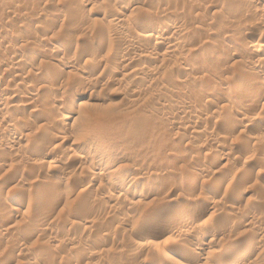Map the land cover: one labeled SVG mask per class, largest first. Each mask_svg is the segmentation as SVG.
Returning <instances> with one entry per match:
<instances>
[{
  "label": "rangeland",
  "instance_id": "obj_1",
  "mask_svg": "<svg viewBox=\"0 0 264 264\" xmlns=\"http://www.w3.org/2000/svg\"><path fill=\"white\" fill-rule=\"evenodd\" d=\"M176 263L264 264V0H0V264Z\"/></svg>",
  "mask_w": 264,
  "mask_h": 264
},
{
  "label": "bare ground",
  "instance_id": "obj_2",
  "mask_svg": "<svg viewBox=\"0 0 264 264\" xmlns=\"http://www.w3.org/2000/svg\"><path fill=\"white\" fill-rule=\"evenodd\" d=\"M261 8V7H260ZM120 18V17H119ZM114 23L116 22L117 23V21H118V19L117 18H115L114 20ZM121 21V20H120ZM118 23H120V22H118ZM160 30V29H159ZM163 31V30H162ZM158 33V32H157ZM159 34H161V35H163L164 34V32H161V30H160V32H159ZM177 43V42H176ZM110 44V43H109ZM174 44V43H173ZM179 44V43H178ZM108 45V44H107ZM113 46V45H112ZM109 47V46H108ZM111 48V47H110ZM115 48V47H114ZM131 48V47H130ZM137 49V48H136ZM140 49V48H139ZM109 50V49H108ZM77 51V50H76ZM75 51V52H76ZM112 51V50H111ZM140 51V50H139ZM66 58V57H65ZM68 59V58H67ZM18 76V75H17ZM245 120V119H244ZM94 139V138H93ZM224 157V156H223ZM224 159V158H223ZM98 163V162H97ZM84 177V176H83ZM80 179V178H79ZM82 179H84V178H82ZM81 179V180H82ZM221 183V182H220ZM223 183V182H222ZM116 186H117V183L116 182H113L112 183V188L114 187V188H116ZM220 186V185H219ZM168 188V187H167ZM204 195V194H203ZM205 195H206V193H205ZM211 203V202H210ZM29 204V203H28ZM217 204V203H216ZM213 206V205H212ZM215 206V205H214ZM213 206V207H214ZM29 207V206H28ZM206 208V207H205ZM215 208V207H214ZM159 210H161V209H158V208H156V210L155 211H158V212H160ZM203 211V210H202ZM199 213V212H198ZM203 213V212H202ZM203 215V214H202ZM194 216V215H193ZM193 216H192V218H193ZM255 217V216H254ZM191 218V219H192ZM252 220H253V218H252ZM182 222V221H181ZM255 222V221H254ZM174 223V222H173ZM179 223H180V221H179ZM171 224V223H170ZM178 224V222L177 223H175V224H172V225H170V227H168V230H169V228L170 229H174L175 227H176V225ZM192 224V223H191ZM239 224V223H238ZM248 224V223H247ZM249 224H252V222H250ZM248 224V225H249ZM254 224V223H253ZM250 226V225H249ZM253 226V225H252ZM240 227V226H239ZM178 228V227H177ZM247 228V227H246ZM248 228H250V227H248ZM161 232H162V230H161ZM172 232V231H171ZM211 242V241H210ZM208 245V244H207ZM194 250V249H193ZM183 251V250H182ZM188 252V251H187ZM194 253V252H193ZM202 253V252H201ZM189 255V254H188ZM208 256V255H207ZM163 258V257H162ZM185 259V258H184ZM200 259V258H199ZM195 260V259H194ZM207 260V259H206ZM193 261V260H192ZM196 262V261H195ZM176 264H178V263H176Z\"/></svg>",
  "mask_w": 264,
  "mask_h": 264
}]
</instances>
